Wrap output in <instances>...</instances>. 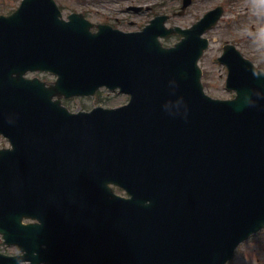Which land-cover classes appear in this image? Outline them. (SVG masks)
<instances>
[{"label": "water", "instance_id": "1", "mask_svg": "<svg viewBox=\"0 0 264 264\" xmlns=\"http://www.w3.org/2000/svg\"><path fill=\"white\" fill-rule=\"evenodd\" d=\"M219 16L171 49L159 18L93 34L52 0L0 17V134L13 145L0 152V233L26 252L0 264H226L264 227V72L228 53L237 97L205 95L199 38ZM30 71L58 79L47 87ZM103 86L129 104H61Z\"/></svg>", "mask_w": 264, "mask_h": 264}, {"label": "rangeland", "instance_id": "2", "mask_svg": "<svg viewBox=\"0 0 264 264\" xmlns=\"http://www.w3.org/2000/svg\"><path fill=\"white\" fill-rule=\"evenodd\" d=\"M21 0H0V15H8L10 12L17 9ZM136 5L154 6L153 14L169 9H177L180 6V0H166L168 4L164 6L163 0H138ZM228 0H194V4L189 8L186 16L175 20L176 23L190 25L200 18L206 10L224 5ZM64 6L66 14L72 12H83L89 9L92 14L87 15L94 23L102 21H110L116 24L117 18L121 21L125 20V24L121 28L127 31H134L141 28L144 21H148L152 15H142L141 17L124 15L126 7L134 4L130 0H94L90 6L85 7L77 4L74 0H59ZM228 5V6H227ZM227 13L220 24V27L215 30V36L219 42L212 43L210 50L202 60V66L205 70V82H207V92L215 97H222L225 94L224 82L222 75L224 69L218 65L216 57L221 53V41H231L242 50V52L252 59L256 65L264 69V25L262 26L259 18L260 14H264V0H234L226 4ZM121 13V14H120ZM129 16V17H128ZM130 19H138L135 26L130 25ZM227 24L231 25L230 27ZM232 28V29H231ZM175 39L165 42L173 44ZM105 96V95H104ZM106 97V98H105ZM102 99L103 106L116 107L125 104L124 96H108ZM97 99L80 98L68 101L67 106L72 111L88 110L97 103ZM9 147L6 140L0 137V148ZM6 253L12 254L14 249H5ZM229 264H264V230L253 236L247 242L242 244L237 250V253L232 262Z\"/></svg>", "mask_w": 264, "mask_h": 264}, {"label": "flooded vegetation", "instance_id": "3", "mask_svg": "<svg viewBox=\"0 0 264 264\" xmlns=\"http://www.w3.org/2000/svg\"><path fill=\"white\" fill-rule=\"evenodd\" d=\"M163 4H164V6H166L167 4H168V2L166 1V0H163ZM182 4H183V0H180V6L177 8V9H167V10H165L164 12H163V14H165V15H168V21H167V23H168V25L169 26H172V27H174V26H181V27H183V29L184 28H187L188 26L187 25H184V24H177L176 22H175V20L176 19H178L179 17H177V13L180 11V9H181V7H182ZM189 9V8H188ZM151 11V8H150V10L149 11H147V12H150ZM187 14V10H186V12L183 14V16H181V18L182 17H184L185 15ZM260 17H261V20H262V22H263V24H264V15L263 14H261L260 15ZM132 23H134V22H132ZM219 26V25H218ZM217 26V27H218ZM216 27V28H217ZM215 28V29H216ZM214 29V30H215ZM232 29V28H231ZM207 38L210 40V42H211V40L212 41H215V42H218L219 40H218V38L215 36V35H211V32H209L208 34H207ZM180 39H182V37H180V36H178V40H180ZM226 44H228V42H225L222 46H223V48H224V46L226 45ZM231 44H234V43H231ZM222 48V49H223ZM207 83V82H206Z\"/></svg>", "mask_w": 264, "mask_h": 264}]
</instances>
